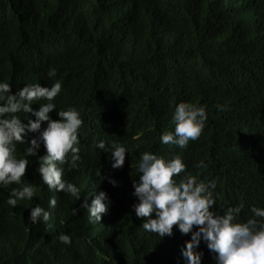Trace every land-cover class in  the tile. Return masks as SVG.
I'll use <instances>...</instances> for the list:
<instances>
[{"label": "trees", "instance_id": "16d2710c", "mask_svg": "<svg viewBox=\"0 0 264 264\" xmlns=\"http://www.w3.org/2000/svg\"><path fill=\"white\" fill-rule=\"evenodd\" d=\"M49 66L64 72L83 119L81 159L63 175L81 196L58 192L54 224L31 225L11 251L1 245L0 212V264H184L180 250L191 233L176 225L171 236L146 232L147 218L119 203L111 212L117 221L89 223L80 206L100 166L97 154L87 158L85 126L95 142L126 146L114 173H129L144 151L179 154L186 172L216 180L217 212L243 205V218L251 206L264 207V0H0V77L16 84ZM181 101L207 112L199 138L184 149L160 142ZM44 151L41 144L38 155ZM28 159L25 179L45 193L36 158ZM201 160L206 167H194ZM198 250L201 264H215L204 241Z\"/></svg>", "mask_w": 264, "mask_h": 264}, {"label": "clouds", "instance_id": "9594fccd", "mask_svg": "<svg viewBox=\"0 0 264 264\" xmlns=\"http://www.w3.org/2000/svg\"><path fill=\"white\" fill-rule=\"evenodd\" d=\"M63 75L61 69L49 66L40 74L27 73L28 79L16 84L0 77L5 79L0 80L1 245L9 244L10 251L31 225L46 228L54 224L51 209L56 206L58 192L63 191L75 201L81 196L79 187L63 179L64 165L76 168L81 159L79 129L83 124L80 112L73 107L74 97L65 91L69 81ZM217 109L223 111V106L217 105ZM171 120L174 127L161 133L160 142L184 149L204 129L206 108L181 101ZM94 134L91 127L85 126L87 158L97 154L100 166L94 193L80 206L89 223L115 222L111 215L115 205H129L131 215L135 211L138 218H147L142 224L146 232L171 236L176 225L182 234L191 233L180 250L184 264H201V241L213 253L215 264H264V207L251 206V215L243 218V205L229 206L222 214L217 212L212 207L216 203V180L205 182L186 172L179 154L165 157L144 151L129 173H114L111 167L124 165L126 146L117 141L106 146L103 139L95 142ZM41 144L45 151L38 155ZM29 157L36 158L37 179L45 193L25 179ZM194 167L206 165L201 160ZM26 200L31 204L24 205ZM78 211L73 208L72 214ZM57 239L64 245L72 242L69 234L61 233ZM92 249L90 244L89 252Z\"/></svg>", "mask_w": 264, "mask_h": 264}]
</instances>
